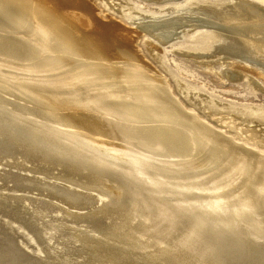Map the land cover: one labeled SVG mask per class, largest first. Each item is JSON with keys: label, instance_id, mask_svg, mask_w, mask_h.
Returning <instances> with one entry per match:
<instances>
[{"label": "bare ground", "instance_id": "obj_1", "mask_svg": "<svg viewBox=\"0 0 264 264\" xmlns=\"http://www.w3.org/2000/svg\"><path fill=\"white\" fill-rule=\"evenodd\" d=\"M148 1L168 12L127 25L92 0H0V184L14 189L0 188V216L35 245L0 223V264H264L260 127L212 124L135 44L207 30L212 52H174L264 91L253 72L264 69V0ZM22 190L58 212L77 247L52 242Z\"/></svg>", "mask_w": 264, "mask_h": 264}, {"label": "rangeland", "instance_id": "obj_2", "mask_svg": "<svg viewBox=\"0 0 264 264\" xmlns=\"http://www.w3.org/2000/svg\"><path fill=\"white\" fill-rule=\"evenodd\" d=\"M96 5L100 15L105 17L107 14L116 15L117 19L123 23L130 25L131 18L140 17L142 12L156 13L155 15L166 14L165 8L159 7L157 3L148 0H111L118 6V11L114 10L105 0H92ZM147 1V2H146ZM229 0H183L173 7L172 10H181L185 8L196 7L203 3L223 4ZM146 3L154 10L148 9ZM150 3V4H149ZM150 36L146 33H138L135 38V44L142 56L159 72L166 76L172 90L176 96L189 108H193L200 115L205 117L212 124L221 126L225 120L232 118L237 126L242 125H258V137L264 141V91L254 87L251 83L242 79L232 81L225 74L221 79L219 76L209 72L204 67L202 59L188 58L180 54H176L174 49H181L196 53H209L213 51L215 39L214 35L209 31H193L177 40L169 46L161 45L160 49L153 47L152 39L148 41ZM154 41V40H153ZM159 44V43H158ZM215 54L213 56H217ZM209 57H212L210 55ZM214 60V58L212 59ZM226 65L231 68L240 69L245 75L250 72L247 67L243 66L241 61L236 59L226 60ZM214 66L219 68V63L215 62ZM221 68V67H220ZM255 69V68H254ZM253 70V69H251ZM264 69H255V76L264 82ZM219 119V120H218ZM229 131V129H225ZM2 164L0 169H5ZM13 169V168H11ZM14 170V169H13ZM50 177H48L49 179ZM4 187L6 192H11L13 188H5L3 183L0 188ZM24 197L30 198L31 204L27 205L30 210L34 211V215L38 223L42 226L43 232L52 238V242L67 245L75 248L78 245L70 240V233L63 227L62 218L49 206H38L35 200L39 197L30 192L22 190ZM2 228L14 235L15 241L20 242L29 248L30 253L35 252V245L30 240V236L19 225L10 222L9 218L0 216ZM1 234V233H0ZM61 235V236H59ZM53 248V247H52ZM55 249H53L54 251ZM29 253V255H30ZM9 260H5L3 264H10ZM13 264H25V261L15 262Z\"/></svg>", "mask_w": 264, "mask_h": 264}]
</instances>
